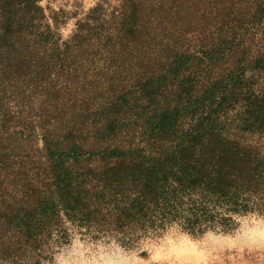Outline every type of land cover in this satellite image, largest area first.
<instances>
[{"label": "trees", "instance_id": "1", "mask_svg": "<svg viewBox=\"0 0 264 264\" xmlns=\"http://www.w3.org/2000/svg\"><path fill=\"white\" fill-rule=\"evenodd\" d=\"M58 14L0 0V264L264 213V0H100L65 39Z\"/></svg>", "mask_w": 264, "mask_h": 264}, {"label": "clouds", "instance_id": "2", "mask_svg": "<svg viewBox=\"0 0 264 264\" xmlns=\"http://www.w3.org/2000/svg\"><path fill=\"white\" fill-rule=\"evenodd\" d=\"M237 217L227 230L211 226L198 235L172 223L145 234L134 247L99 231L88 237L67 233L51 264H264V213L250 210Z\"/></svg>", "mask_w": 264, "mask_h": 264}, {"label": "rangeland", "instance_id": "3", "mask_svg": "<svg viewBox=\"0 0 264 264\" xmlns=\"http://www.w3.org/2000/svg\"><path fill=\"white\" fill-rule=\"evenodd\" d=\"M98 1L100 0H40V3L46 8L47 13H49L50 10L59 13L58 31L62 39H65L73 30L75 20L82 17L84 13ZM77 233L85 237L89 236L77 230H74L72 234L75 236ZM185 242L187 243L186 239ZM191 247L194 251L195 245H191ZM42 264H51V260Z\"/></svg>", "mask_w": 264, "mask_h": 264}]
</instances>
